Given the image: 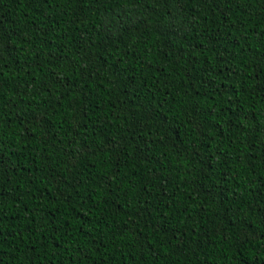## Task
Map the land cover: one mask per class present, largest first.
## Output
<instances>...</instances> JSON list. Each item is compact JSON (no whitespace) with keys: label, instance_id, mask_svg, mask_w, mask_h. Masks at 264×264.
I'll use <instances>...</instances> for the list:
<instances>
[{"label":"trees","instance_id":"16d2710c","mask_svg":"<svg viewBox=\"0 0 264 264\" xmlns=\"http://www.w3.org/2000/svg\"><path fill=\"white\" fill-rule=\"evenodd\" d=\"M0 264H264V0H0Z\"/></svg>","mask_w":264,"mask_h":264}]
</instances>
